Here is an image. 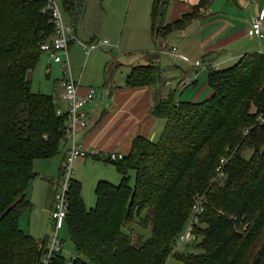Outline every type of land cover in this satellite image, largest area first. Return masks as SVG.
Returning <instances> with one entry per match:
<instances>
[{
    "label": "trees",
    "instance_id": "1",
    "mask_svg": "<svg viewBox=\"0 0 264 264\" xmlns=\"http://www.w3.org/2000/svg\"><path fill=\"white\" fill-rule=\"evenodd\" d=\"M59 1L75 32L83 5ZM216 1L200 0L167 23L170 0H154L153 36L163 42L185 31ZM46 5L0 0V264H42L50 237L38 240L21 229L22 216L34 208L27 192L39 177L35 163L58 156L66 142L67 114L58 116L53 95L35 93L29 79L43 57L41 45L56 33ZM158 51L149 65L132 67L126 89L166 87ZM207 69L210 97L181 100L176 91L160 97L151 110L165 122L157 141L138 135L124 159L106 158L121 181L96 185L95 208L88 210L82 185L73 179L62 229L76 252L56 264H167L170 258L264 264V51L248 52L228 68ZM198 202L203 211L194 237L174 252Z\"/></svg>",
    "mask_w": 264,
    "mask_h": 264
},
{
    "label": "crops",
    "instance_id": "2",
    "mask_svg": "<svg viewBox=\"0 0 264 264\" xmlns=\"http://www.w3.org/2000/svg\"><path fill=\"white\" fill-rule=\"evenodd\" d=\"M79 1L83 5V17L80 19L79 29L77 28L75 31V35L77 39L78 35H80L84 40L79 41L88 45L99 42L101 39L92 37L94 32L93 29L83 31L84 23L86 20L98 21L99 14H103L102 5L104 3H115L117 6L113 8L120 10L121 14H126V10L127 14L131 11L134 13L139 9L138 7L142 5V0ZM217 1L213 4V7L205 11L202 19L194 21L185 31L174 32L169 39L163 42L156 40L151 31L150 38H152L153 43L157 45L156 51H162V49H164L170 50L171 52V49L175 48L177 51L170 53L173 55L175 54L178 58L174 59L186 65L190 64L198 68L197 70H199V68L205 69L204 67L208 66L218 69L222 66H232L233 63L237 62L245 54H248V52L264 51V41L260 42L247 33L250 29L252 18L261 11H264V0H239L238 3H232L234 0H225V5L216 7ZM143 2L147 11L148 8L153 10L152 5L154 0H143ZM199 2L200 0H170L165 21L167 23H172L175 20L181 19L185 14L192 12L194 6ZM107 25L108 24L104 23L103 26ZM253 40L257 42L255 45H251ZM173 41H175V44L172 45ZM76 44L78 43H71L69 55L71 56L72 73L74 71L76 77H78L74 69L79 63V51L77 49H81L84 56L85 50L80 44L79 47H76ZM103 46L107 45H102L101 47ZM253 46L258 49H252ZM73 51L75 54L72 58L71 53ZM42 56L44 57H42L39 66L29 75V79L33 85V91L37 86V90H39L38 93L45 92V94L53 95L58 107L65 111L66 102L65 99H63V95L66 86L65 82L67 80L66 72L62 69L61 65L54 63L49 55L44 54ZM98 56L99 54L96 57ZM170 60H172V58ZM196 62H200L203 67L195 66ZM55 69L62 70L61 72L64 73L63 78L54 75ZM162 69L163 77L167 85L160 90V92L148 87L126 89L124 80L123 84L120 85L105 83L103 91L99 94L95 86L83 84L82 80L76 79L73 73L74 79L81 84V95H85L86 91L91 87L97 90V95L99 94L97 96L98 100H95V102L86 108L85 114H87L89 122L87 129L78 134L79 143H81L86 150L94 152V157L106 160V156L111 153H119L126 156L131 151L132 140L138 135L154 141L158 134H160L161 129L163 130L165 122L153 117L151 115V110L160 97L166 98L168 94L173 91V88H171L172 85H174L173 82L178 81L176 72L181 71L183 73V77L179 79V83L182 81L181 87L184 93L186 91V94L189 93L192 88L198 89L200 82L199 77L203 74L193 71L189 73L190 78L186 79L188 72L181 66H172L167 63L163 65ZM167 73L172 75L171 79L166 77ZM195 81H198V83H196L197 86L188 88L189 85L195 83ZM184 82L188 83V86H186ZM192 99L197 100L198 98L197 96H192ZM67 152L68 144L65 142L59 155V161H54L53 159L35 163V171L39 174V177L32 182L34 185H30L29 191L27 192V199H30L32 204H34L33 210L37 208L39 204L31 198V189L36 192V199H39L44 209L48 208L52 211L54 196L57 190L56 184L62 176L61 170L64 166L63 164L65 163ZM99 182L101 181L96 182L95 187ZM46 236L49 235L47 234L45 237ZM45 237L43 239H45ZM36 239L43 240L42 238Z\"/></svg>",
    "mask_w": 264,
    "mask_h": 264
},
{
    "label": "rangeland",
    "instance_id": "3",
    "mask_svg": "<svg viewBox=\"0 0 264 264\" xmlns=\"http://www.w3.org/2000/svg\"><path fill=\"white\" fill-rule=\"evenodd\" d=\"M234 2L238 3L239 0H234L232 3ZM225 4H226L225 0H218L215 6L217 7ZM102 6H103L102 8L103 14H99L98 21L86 20L84 23L83 31L93 29L94 32L92 34V37H95L96 39L100 38L101 41L107 40L109 41L110 44L107 46L99 47V49L96 51L95 50L92 51L89 56H87L86 54L84 56V54L81 52V49L76 48L79 51L78 54L79 63L77 66L74 67V69L78 77H76L73 71L76 79L82 80V83L85 85L95 86L98 89L99 94H101V92L103 91L105 83L111 85L123 84V81L124 80L126 81L127 77L132 72L133 70L132 67L137 65H141V66L149 65L151 62H153L154 54L157 53L156 52L157 45H155V43H153L152 38H150L151 35L150 13L152 10L148 8L147 11V8L144 7L143 0H142V5L138 7L139 9L136 12L133 13V11H131L128 14H127V10L125 12L126 14H121L120 10L113 8L117 6L115 3L113 4L104 3ZM62 13L65 23L67 25H70V22L65 17L64 11H62ZM104 23L108 25L103 26ZM77 40L82 41L84 39L80 35H78ZM79 43L81 42L79 41ZM255 43L257 42L253 40L251 42V45H255ZM173 44H175V41L172 42V45ZM75 46L79 47V44H76ZM81 46L84 49L83 43H81ZM254 48L255 50L258 49L255 46H253L252 49ZM41 51H42V45H41ZM44 54L49 55L43 52V55ZM74 54L75 52L73 51L71 53L72 58L74 57ZM98 54L99 56L96 57ZM171 58L173 60L174 58L177 57L175 56V54L168 55L162 52L161 57L159 59L160 67H163V65L167 63L172 66L174 65L181 66L186 72H188L186 79L190 78L189 73H192L193 71L195 73L198 72L199 74L203 73L199 77L200 82L198 89L192 88L190 92L186 94V91L184 93V90H182V87L180 86V84H178L179 79L183 77V73L181 71H177L176 74L178 81H174L173 82L174 85H172L173 91H176V96H178L181 100H190L192 99V96H197L198 98L197 100L200 102L205 101V99L211 96L209 95L210 89L207 85V80H206L209 71L207 68L205 69L199 68V70H197L198 68L190 64L186 65L183 64L181 61H177L175 59L172 61L170 60ZM228 67L222 66L221 68H228ZM55 70L56 71L54 72V75L55 76L58 75L63 78L64 73L61 72L62 70H58V69ZM166 77L171 79L172 75L170 73H167ZM34 91L36 93L39 92V90H37V86L35 87ZM43 93L45 94V92ZM96 100H98V98ZM90 104H88L85 107L84 112L86 111V108ZM66 110H67V105H66ZM160 134H158V136ZM158 136L155 138L154 141H157ZM63 144L65 145V142H63ZM252 154H253L252 151L245 152V157L251 158ZM59 155L60 154H58V156L52 159H47V160L54 159V161H59L60 160ZM43 160H39V162ZM62 172H63V168L61 170V173ZM61 175L63 176V174ZM132 177H134V173L132 174ZM73 178L78 180L82 185L83 188L82 196L84 198V203H86L88 210L91 208H95L97 205L96 194H95V190H96L95 184L97 181H102L106 179L111 183L115 184V186L118 185L119 181H121L120 180L121 175L119 174V172L116 171L115 165L106 162L104 159L102 161L100 158L99 159L88 158V160L86 161H76L73 166ZM33 185L34 183L31 184V186ZM30 196L35 202L39 204V206H37V208L22 216L21 229L25 233L28 234L32 233V235L35 236V238L43 239L45 235L48 234L50 236L52 234L51 233L52 220L50 218L52 211L49 210L48 208L44 209V206H42L39 199L38 198L36 199V192L32 189L30 191ZM60 233L64 243L65 257L68 260H70L75 255L76 252L75 248L71 243V238L67 231V228L62 229ZM167 264H181V263H179L177 259L170 258Z\"/></svg>",
    "mask_w": 264,
    "mask_h": 264
},
{
    "label": "built area",
    "instance_id": "4",
    "mask_svg": "<svg viewBox=\"0 0 264 264\" xmlns=\"http://www.w3.org/2000/svg\"><path fill=\"white\" fill-rule=\"evenodd\" d=\"M46 10L52 15V22L56 26L55 36L42 44V51L49 54L54 63L61 65L62 69L66 72L67 80L65 82V92L63 99H65L67 110L63 111L60 108L57 109L58 116H64L67 114L68 119L66 122V144H68V152L66 160L63 166V176L59 183L56 184V193L54 199V206L51 212L52 230L47 245L45 247V253L42 258V264H56L61 257L65 256L64 243L61 237L60 231L62 230L67 216L70 210V203L68 202V196L71 191V185L73 181V165L76 161L86 160L90 157H94V152L86 150L84 146L78 141V134L87 129L89 124L87 114H85V107L93 103L97 98V90L93 87L86 91L85 95L80 94L81 84L74 79L71 70V56L69 55L70 43L77 40L72 25H67L64 21L63 13L59 0H46ZM248 35L252 38L264 40V11L256 14L252 18ZM109 41H99L93 44H83L85 54L87 56L94 50L99 49L102 45H109ZM165 51V52H163ZM177 51L175 48L171 49V52ZM163 53L170 54V50L162 49ZM195 66H201L200 62H196ZM208 68V67H204ZM185 85L188 83L184 82ZM184 85V86H185ZM110 161H117L124 159L122 154L111 153L106 156ZM226 159L221 160V166L218 168L220 175L222 172V165L225 164ZM203 211L201 202H198L194 208L193 218L191 223L187 227L185 233H183L176 242L174 252H177L180 247L185 243L192 240L193 225L198 221V215Z\"/></svg>",
    "mask_w": 264,
    "mask_h": 264
},
{
    "label": "bare ground",
    "instance_id": "5",
    "mask_svg": "<svg viewBox=\"0 0 264 264\" xmlns=\"http://www.w3.org/2000/svg\"><path fill=\"white\" fill-rule=\"evenodd\" d=\"M61 178H62V176H61ZM61 178L59 179V181L61 180ZM59 181H58V183H59Z\"/></svg>",
    "mask_w": 264,
    "mask_h": 264
},
{
    "label": "water",
    "instance_id": "6",
    "mask_svg": "<svg viewBox=\"0 0 264 264\" xmlns=\"http://www.w3.org/2000/svg\"><path fill=\"white\" fill-rule=\"evenodd\" d=\"M99 98H100V96H99Z\"/></svg>",
    "mask_w": 264,
    "mask_h": 264
}]
</instances>
